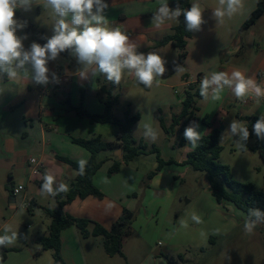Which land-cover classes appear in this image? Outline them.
I'll list each match as a JSON object with an SVG mask.
<instances>
[{"label":"crops","instance_id":"0c3cea01","mask_svg":"<svg viewBox=\"0 0 264 264\" xmlns=\"http://www.w3.org/2000/svg\"><path fill=\"white\" fill-rule=\"evenodd\" d=\"M175 1L178 0H167V3L169 5ZM106 2L109 5L106 9V23L125 31L130 40L137 44L138 52H158L165 60L166 70L163 76L154 79L148 90L137 85L135 78L125 70L120 84L113 88L112 94L118 100L113 108V116L123 119L127 111L131 115L139 113L140 119L133 127L135 139L142 140L148 146L152 142L151 146L159 149L160 156L162 154L156 140L163 139L172 151L180 150V154L178 158L172 154L164 156V159L161 157L165 161L173 159L175 162L165 165L150 180L149 186H144L145 174L139 167L132 165L138 157L109 177L108 168L115 159L122 158V151L121 154L118 153L121 149L100 153L99 160L106 162L94 175L93 183L104 197L76 198L64 206V212L96 222L109 230L124 208L137 210L139 203H142L143 209L140 208L131 234L123 242L124 256H108L101 236L83 238L75 226L63 229L60 233L61 255L66 264H169L162 255L180 264L188 261L190 251L201 249L211 236L202 232L203 221L197 224L192 219L196 213L192 216L183 215L178 206L177 193L174 195L180 176L190 168L184 161L194 149L188 140L183 147L179 146L184 136L179 128L168 139L157 116L160 111L166 125H170L173 115L180 113L182 109L186 91L190 88L200 90L202 79L212 72L231 74L238 70L264 87V15L241 33L240 26L256 8L257 0H244L241 12L231 18L225 16L219 21L213 16V10L220 6L218 0H191V5L200 4L204 23L198 30L193 29L186 46L187 56L178 64V50L171 43H161L178 25V21H166L160 27L151 22L162 0ZM37 3L38 5L33 6L37 8V13L33 16L35 20H29L32 21L29 24L32 30L27 32L25 27L17 32L20 36L28 37L23 42L25 49H29L32 42L44 44L46 38L53 35L56 17L50 8L44 6L43 0H37ZM20 10L17 9L16 13L18 19ZM41 16L43 21L37 22L36 19ZM177 66L184 68V71L177 73ZM48 67L50 72L47 85L30 81L23 74L15 79H9L5 74L0 80V236H11L13 232L17 234L12 244L0 246V252L3 249L10 250L0 264H54L53 250L52 254L50 250L37 254L42 250L37 240L46 234H41L43 230H40V225L37 226L29 217L34 214L37 218L46 213V199H54L53 194L43 189L44 176L54 177V192L61 184L69 188L77 172L71 166L59 162L56 156L67 157L78 163L84 160L87 163L91 154L73 143L72 139L100 137L104 141H115L119 131L115 124L92 123L87 118L78 116L65 103L68 98L74 107H81L90 114H104L105 103L100 87H108L111 82L103 75L79 78L77 71L80 65L68 52L66 56L60 54L55 61H50ZM53 72L57 77L59 73H63L68 78L64 83L53 85L56 81L52 78ZM188 80H191L189 84L186 83ZM211 92L212 89L209 88L207 100H198L197 117L188 123L187 128L195 127L201 133V138L214 130L220 132L219 140L223 146L220 162L226 146L240 137L239 134L233 137L230 135L227 142L221 143L223 133L228 128L231 129L233 120L242 122L244 117L259 119L264 114V98L257 101L250 95L239 100L227 86L217 100L211 98ZM204 118L206 124L202 122ZM252 131L256 134L254 127ZM31 158L44 164L39 175H29ZM157 166L158 163L155 162L151 170L155 171ZM18 186H23L24 191L11 200L12 190ZM207 199L213 204L210 197ZM25 200L31 202L29 209L20 206ZM222 205H228L230 212L245 219L246 214L238 211L233 204L225 202ZM217 209L219 211L220 207ZM219 220L223 225L221 217ZM183 223L187 224L186 228L182 226ZM6 227L10 229L7 233ZM92 228L90 226L89 230ZM230 229L228 226L219 236L228 233ZM179 255H183L182 261L177 260Z\"/></svg>","mask_w":264,"mask_h":264},{"label":"clouds","instance_id":"9594fccd","mask_svg":"<svg viewBox=\"0 0 264 264\" xmlns=\"http://www.w3.org/2000/svg\"><path fill=\"white\" fill-rule=\"evenodd\" d=\"M44 6L50 8L56 17L53 25V35L46 38V43L32 42L29 49H25L24 40L27 35L20 36L18 30L26 27L27 21L16 18L17 9L25 12L31 11L37 0H0V80L3 76L15 79L19 75L30 81L41 85L49 82L48 67L50 61H55L61 53L68 52L76 58L80 68L77 75L81 79L103 75L107 81L119 85L122 76L127 73L135 78L137 83L151 88L154 79L165 73V60L158 52L147 54L137 51V44L130 40L128 34L118 26H109L106 23V9L109 5L106 0H43ZM219 7L213 10V16L219 21L225 16L231 18L244 8V0H218ZM203 11L199 3H193L189 9H182L179 4L173 9L168 6L167 0L162 3L152 17V24L160 27L166 21H178L183 15L186 30L199 29L204 23ZM184 68L177 66L176 72L181 73ZM52 78L59 82L55 72ZM227 86L234 96L242 100L246 96H254L257 101L264 98V87L258 85L254 79L246 77L242 72L234 70L231 74L227 72H212L206 75L200 83V95L207 100L208 90L212 89L211 98L217 100L220 93ZM147 127V125H146ZM254 131L257 137L264 140V114L254 124ZM226 134L232 137L239 134L237 144L245 148L249 138L248 127L240 121L233 120L231 131L221 136V143ZM185 138L195 149L197 141L201 139V133L195 127H188L184 132ZM80 172L83 174L85 161L81 160ZM54 177L44 176L43 189L47 193L55 195L53 190ZM57 191L67 192V185L61 184ZM249 218L245 220L244 230L251 234L258 222L264 223L261 218L264 213L258 209H250ZM256 217L253 221L250 218ZM192 219L201 223L197 215ZM187 227L186 223L182 224ZM10 231L7 227L5 232ZM16 232L11 236L5 234L0 236V246H7L16 239Z\"/></svg>","mask_w":264,"mask_h":264},{"label":"trees","instance_id":"16d2710c","mask_svg":"<svg viewBox=\"0 0 264 264\" xmlns=\"http://www.w3.org/2000/svg\"><path fill=\"white\" fill-rule=\"evenodd\" d=\"M177 4H179L182 9L186 10L190 8L191 0H178L172 2L168 6L174 9ZM263 15L264 0H257L256 8L240 26V32L242 33L249 29ZM31 30L32 28L28 27L26 31L30 32ZM192 32L193 30H186L184 16L181 15L178 18V25L161 42L165 44L171 43L178 50V64H181L187 56L186 46L188 40L192 36ZM61 54L66 56L67 51ZM115 86L116 85L111 82L108 87H100V94L105 103L104 114H90L84 111L81 107L72 106L68 98L65 100V103L68 104L69 108L75 111L78 116L87 118L92 123L115 124L119 127V131L115 141H104L100 137H94L91 139H72L73 143L86 149L91 154L89 161L84 164L83 174L80 172V164L78 162L67 157L56 156V159L59 162L71 166L77 172V176L72 181L67 192L55 191L56 194L53 195L56 204L55 208L46 209V214L50 218L48 233L37 240L42 246V250L37 254H40L45 250H53L54 264H66L61 255L60 233L63 229L70 226H75L83 238L101 236L103 238L104 250L108 256H124L123 242L125 238L131 234L133 223L137 218V210L124 208L121 216L113 223L109 230L96 222L76 218L64 212V206L76 198L85 199L89 196H93L102 199L104 197V194L93 183L94 175L106 162V160H99L98 156L100 153L115 151L117 149H121L122 151V158L120 160L115 159L112 165L108 168L107 174L109 177L118 173L123 165L130 164L135 158L141 155L155 154L157 156L158 166L155 171H152L147 175L146 181L144 180L143 182L144 186H149L150 180L165 165L175 162L173 159H170L169 161L163 160L160 156V151L156 146L150 148L142 140L138 141L135 139L133 136V127L140 119L139 113L131 115L130 112L127 111L123 119H116L113 116V108L118 102L117 97L112 94ZM201 98L203 97L200 95L199 89L195 90L194 88H190L186 91V97L182 103V109L180 113L173 115L170 125H166L165 120L159 111L157 119L167 137L172 136L176 128H179L181 132H185L188 123L197 117V112L199 110L197 102ZM241 120L246 123L250 135L248 140L244 141L246 147L242 149L238 146L237 150L241 152L251 151L258 153L264 162V140L259 139L252 131L258 118L244 117ZM202 122L206 124V119H202ZM219 135L220 132L214 130L210 134L203 136L198 142V146L188 153L184 164L190 166L195 171L207 174L211 194L218 204L221 205L225 202L233 204L237 209L246 214L247 219L249 218L248 212L250 209H258L261 213H264V192L257 190L255 186L250 183H241L235 180L230 167L219 162V156L223 150V146L220 144ZM261 135H264V133ZM253 139L254 142L252 143ZM186 141L187 139L183 136L179 142V146L183 147ZM250 219L255 221L256 217H251ZM261 219H264V217ZM90 226H93L92 230H89ZM214 240L215 238L213 237L209 238L210 243H213ZM200 250L203 251L204 248H201ZM9 251L10 250L3 249L0 252V262L6 259ZM162 256L169 264H178L176 260L169 258L166 255ZM177 260L182 261L183 255H179Z\"/></svg>","mask_w":264,"mask_h":264},{"label":"rangeland","instance_id":"374dc122","mask_svg":"<svg viewBox=\"0 0 264 264\" xmlns=\"http://www.w3.org/2000/svg\"><path fill=\"white\" fill-rule=\"evenodd\" d=\"M36 13V7H32L31 11L28 12L20 10L19 20L27 21L26 28H28L32 22L29 20L31 18L35 20L33 16ZM36 21L42 22L43 16L38 17ZM230 131L231 129L228 128L224 133ZM229 138L230 134H226L223 142H227ZM239 139L240 137L226 146L221 155L220 162L231 167L235 180L241 183H250L257 190L264 192V162L258 153H243L238 151L237 141ZM156 142L161 150L162 158L169 156V154L178 158L180 150L176 148L177 151H172L168 147L166 140L159 139ZM149 145V147H152V142H149ZM155 162L157 163V156L155 154L141 155L133 162L132 165L139 167L143 171V174H145L143 182L144 180L146 181L147 175L152 172V165ZM180 178L174 195L177 193L178 206L183 211V215L189 214L192 216L193 213L199 215L201 221L204 222L202 225L204 226V230L202 232L215 238L213 243L207 242L203 245V251L200 249L190 251L191 255H188V261L180 264H264V223L258 222L253 232L247 234L244 230V223L247 218L243 219L241 216L230 212L231 208L228 205L217 204L211 193L208 192L210 189L206 173L195 171L190 167L187 173L181 175ZM207 197H210L213 204L209 202ZM46 200H48L46 201L48 208H55L54 199L47 198ZM218 206L220 207L219 211L217 209ZM140 208L143 209L142 203H139V207L137 208V218ZM29 217L33 219L35 224L37 223V226L40 225V230H43L41 234H47L50 218L46 213H42L37 218L34 214L29 215ZM219 217H221L223 225H221ZM228 226L231 227L230 231L219 236ZM50 253L52 254L51 250ZM48 259L49 261L51 260V258Z\"/></svg>","mask_w":264,"mask_h":264},{"label":"built area","instance_id":"2783aa9c","mask_svg":"<svg viewBox=\"0 0 264 264\" xmlns=\"http://www.w3.org/2000/svg\"><path fill=\"white\" fill-rule=\"evenodd\" d=\"M66 78H68L67 75H65L63 73H59V75H58L59 82L54 81V83H52V84L58 85L60 83H64ZM190 81L191 80H188L186 83L189 84ZM29 163H30V167H29L30 168V173H29L30 176H36L42 172V170L44 168V164L42 163V161H40L36 158H31L29 160ZM23 191H24V187L18 186L12 190V194L14 196H18V195L22 194ZM20 206L24 209H29L31 207V202L29 200H25L20 204Z\"/></svg>","mask_w":264,"mask_h":264},{"label":"water","instance_id":"95a60500","mask_svg":"<svg viewBox=\"0 0 264 264\" xmlns=\"http://www.w3.org/2000/svg\"><path fill=\"white\" fill-rule=\"evenodd\" d=\"M136 83H137V81H136ZM137 85L143 87V88L146 89V90L149 89V88H146V87H145L144 85H142V84L137 83ZM118 153L121 154V150H118ZM119 157H121V156L119 155ZM9 188H11V187L9 186ZM14 199H15V196L12 195L11 200H14Z\"/></svg>","mask_w":264,"mask_h":264}]
</instances>
